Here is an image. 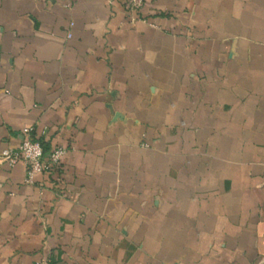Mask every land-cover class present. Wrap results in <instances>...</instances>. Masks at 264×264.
Listing matches in <instances>:
<instances>
[{
	"label": "crops",
	"instance_id": "crops-1",
	"mask_svg": "<svg viewBox=\"0 0 264 264\" xmlns=\"http://www.w3.org/2000/svg\"><path fill=\"white\" fill-rule=\"evenodd\" d=\"M0 0V264H264V0Z\"/></svg>",
	"mask_w": 264,
	"mask_h": 264
},
{
	"label": "built area",
	"instance_id": "built-area-1",
	"mask_svg": "<svg viewBox=\"0 0 264 264\" xmlns=\"http://www.w3.org/2000/svg\"><path fill=\"white\" fill-rule=\"evenodd\" d=\"M125 5L131 23L140 20L146 22L138 15L144 6V0H125ZM66 154L67 149L63 146H56L48 154H45L43 144L36 137L34 129L31 126H26L21 130L20 145L15 149H4L0 154V163H5L11 167L22 162L26 172L25 182L31 183L35 175L58 168ZM40 264H52V262L44 260Z\"/></svg>",
	"mask_w": 264,
	"mask_h": 264
}]
</instances>
